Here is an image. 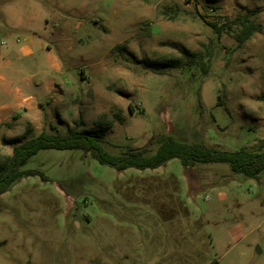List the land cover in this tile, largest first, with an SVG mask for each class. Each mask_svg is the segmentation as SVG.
<instances>
[{
    "label": "rangeland",
    "instance_id": "obj_1",
    "mask_svg": "<svg viewBox=\"0 0 264 264\" xmlns=\"http://www.w3.org/2000/svg\"><path fill=\"white\" fill-rule=\"evenodd\" d=\"M245 9L262 31L238 47ZM184 50L199 64H140ZM16 91L39 110L8 113ZM103 115L113 155H152L164 136L260 150L264 0H0V164L27 131L95 129ZM21 171L48 181L24 175L0 197V264H264V172L178 159L119 172L80 150L40 151Z\"/></svg>",
    "mask_w": 264,
    "mask_h": 264
},
{
    "label": "trees",
    "instance_id": "obj_2",
    "mask_svg": "<svg viewBox=\"0 0 264 264\" xmlns=\"http://www.w3.org/2000/svg\"><path fill=\"white\" fill-rule=\"evenodd\" d=\"M246 15L236 18L235 24L241 29L235 35L238 47H242L262 28L251 20L255 11L247 10ZM217 33L222 30L217 24H210ZM198 55L184 50L181 57L162 58L160 60H141L140 64L146 70L155 74H164L169 67L185 64L198 65ZM185 62V63H184ZM204 72H207L205 69ZM120 119L119 116H115ZM76 127L63 133L51 125L50 131H42L38 136L28 138L27 131L22 136L9 140L8 143H18L13 148L11 156L0 164V197L22 176H40L44 181L47 177L39 171H21V166L43 150H80L85 155H91L99 164L113 168L119 172L128 169L154 170L164 166L173 159H178L184 168L197 164L227 163L234 173H241L249 178L257 179L264 172V151L242 148L236 152L223 151L205 143H180L171 136L160 139L157 151L149 155L150 144L143 148L128 147L119 155H113L104 148L106 135L110 129V121L106 115L101 116L100 126L95 129H81L83 122H77Z\"/></svg>",
    "mask_w": 264,
    "mask_h": 264
},
{
    "label": "crops",
    "instance_id": "obj_3",
    "mask_svg": "<svg viewBox=\"0 0 264 264\" xmlns=\"http://www.w3.org/2000/svg\"><path fill=\"white\" fill-rule=\"evenodd\" d=\"M27 54L28 55H32V50H26ZM58 68L60 69V66H58ZM81 75H82V78L84 79L85 77V74H84V71L82 70L81 71ZM64 94V90L60 89V90H55L54 92L57 93L59 92ZM18 93V95H16V97L13 98V104L10 106V107H7L6 108V111L9 113L10 110L12 108H17L18 109H21L22 105H28V106H33L34 108H37V110H39V107H40V103H38L37 105L35 104H31L30 102L32 101L31 98H24L22 102H19V96H20V92L19 91H16Z\"/></svg>",
    "mask_w": 264,
    "mask_h": 264
}]
</instances>
